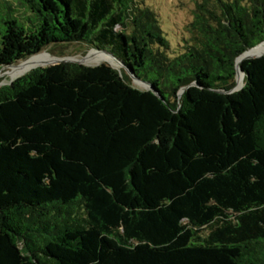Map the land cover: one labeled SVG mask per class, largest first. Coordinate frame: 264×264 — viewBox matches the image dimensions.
<instances>
[{
	"label": "trees",
	"instance_id": "obj_1",
	"mask_svg": "<svg viewBox=\"0 0 264 264\" xmlns=\"http://www.w3.org/2000/svg\"><path fill=\"white\" fill-rule=\"evenodd\" d=\"M185 5L176 35L145 0H0V70L100 49L157 92L107 63L0 86V264H264V55L230 92L264 0Z\"/></svg>",
	"mask_w": 264,
	"mask_h": 264
},
{
	"label": "rangeland",
	"instance_id": "obj_2",
	"mask_svg": "<svg viewBox=\"0 0 264 264\" xmlns=\"http://www.w3.org/2000/svg\"><path fill=\"white\" fill-rule=\"evenodd\" d=\"M145 1L148 5H150L153 9L157 10L162 15V17L164 19V24L162 26L164 27L165 30L167 29L168 32H170L171 34H176V35H178L182 32L183 23L187 21V18L185 17V14L187 11V9H186L187 6L185 5V3L187 2V0H145ZM44 52H41L37 55H34L33 57H30L26 60L38 59L39 63L42 61H45L46 59H45ZM102 53H105V52L97 51L95 49H90L88 51H85L84 49H80V47L76 48V47L72 46L71 48H69V50H67L65 56H70L74 59H83L86 56L91 54L90 55L91 57H89L91 59L92 57H94L98 54H102ZM105 54H107V53H105ZM108 55H110V54H108ZM58 58H64V57L58 56ZM100 63H107V64L111 65L114 69H116L119 73H122L123 67L121 66V64L119 62L116 64H112L108 60H102L100 62H93V63L89 62V64L88 63H86V64L92 66V65H96V64H100ZM47 66H50V65H43V66H37V67H47ZM9 68L10 67L5 68V69L0 71V74H1L0 86L5 85V84H9L12 80L15 79V78H11L8 75H4V74L8 73ZM33 68H35V67H33ZM244 78L245 77L243 76L242 82L237 84V88L240 89L243 86ZM133 85L143 88V85L139 81H136V80H133Z\"/></svg>",
	"mask_w": 264,
	"mask_h": 264
},
{
	"label": "bare ground",
	"instance_id": "obj_3",
	"mask_svg": "<svg viewBox=\"0 0 264 264\" xmlns=\"http://www.w3.org/2000/svg\"><path fill=\"white\" fill-rule=\"evenodd\" d=\"M262 52H264V43L260 44L259 46L255 47V48H252V49L246 51V53L244 54V56H255V55H258V54H260ZM105 53H107V52H105ZM105 53L98 54V55L92 57L91 59L90 58H83L81 60L83 62H85V63H88V64H89V62L90 63L100 62L102 60H108L112 64L118 63L113 57L110 56L111 55L110 53H108L110 55L105 54ZM53 58H45L46 60L45 61H42L40 63H39V60L38 59L24 60V61H22V62H20L18 64L9 66L10 68L8 70V73H6L4 75H8L11 78H16L18 76H21V75L25 74V72L29 71L33 67L43 66V65H51V64H53V63H55L57 61H60L62 59V58H58V57H53ZM242 58H239L238 59V63H240L242 61ZM0 76H1V74H0ZM243 76L244 75L243 74H240V73L237 75V80H238L239 83L242 82Z\"/></svg>",
	"mask_w": 264,
	"mask_h": 264
},
{
	"label": "water",
	"instance_id": "obj_4",
	"mask_svg": "<svg viewBox=\"0 0 264 264\" xmlns=\"http://www.w3.org/2000/svg\"><path fill=\"white\" fill-rule=\"evenodd\" d=\"M264 43V42H263ZM260 44H262V43H260ZM259 44V45H260ZM259 45H257V46H259ZM257 46H255V47H257ZM255 47H253V48H255ZM250 49H252V48H250ZM250 49H248V50H250ZM95 50H97V51H103V52H107V51H105V50H100V49H95ZM248 50H246V51H248ZM246 51L241 55V56H239L237 59H236V74L238 75L239 73L240 74H243L244 75V72L242 71V68H241V65H240V63H238V59L239 58H242V60H244V59H249V58H255V57H260V56H262V55H264V52H262V53H260V54H258V55H255V56H244V54L246 53ZM107 53H110V52H107ZM111 55H113L112 53H110ZM64 58H62L60 61H57V62H55V63H53V64H51V65H55V64H59V63H63V62H74V63H79V64H84V65H87L85 62H83L81 59H74V58H72V57H70V56H63ZM113 57H115L114 55H113ZM116 58V57H115ZM117 59V58H116ZM120 63H121V65H122V67H123V69L126 71V73L127 74H129V76L133 79V80H136V81H139L142 85H143V88H145V89H150L152 92H154L155 94H157V92L155 91V89L153 88V86L151 85V84H149V83H147V82H144V81H141L140 79H138L137 77H135L133 74H132V71L126 66V65H124L119 59H117ZM101 64V63H100ZM96 65H99V64H96ZM10 66H12V65H10ZM9 66H6V67H4V68H2L1 70H3V69H5V68H8ZM36 68V67H35ZM34 69V68H33ZM0 70V71H1ZM237 84H239V82H238V80L236 79V85H235V87L230 91V92H233V91H236V90H238L239 88H237Z\"/></svg>",
	"mask_w": 264,
	"mask_h": 264
}]
</instances>
